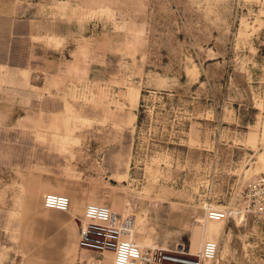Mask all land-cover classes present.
<instances>
[{"label": "rangeland", "instance_id": "374dc122", "mask_svg": "<svg viewBox=\"0 0 264 264\" xmlns=\"http://www.w3.org/2000/svg\"><path fill=\"white\" fill-rule=\"evenodd\" d=\"M0 11L37 30L0 51V264H112L79 246L78 219L45 208L47 192L81 218L95 199L120 204L145 248L197 253L210 238L194 228L213 221L211 264H264V210L242 214L241 197L264 173V0H0ZM210 207L237 212L211 220Z\"/></svg>", "mask_w": 264, "mask_h": 264}, {"label": "built area", "instance_id": "2783aa9c", "mask_svg": "<svg viewBox=\"0 0 264 264\" xmlns=\"http://www.w3.org/2000/svg\"><path fill=\"white\" fill-rule=\"evenodd\" d=\"M241 197L246 203L242 214L264 210V173L250 181ZM42 205L68 211L71 199L63 193L47 192L43 195ZM236 212L229 208L210 207L206 215L208 219L224 220ZM128 224V219L115 213L109 205L89 202L83 217L78 218V244L82 249L99 254L111 252L112 264H211L217 259L219 243L214 239L205 240L197 253L184 244L175 249L145 248L134 239L125 237Z\"/></svg>", "mask_w": 264, "mask_h": 264}, {"label": "crops", "instance_id": "0c3cea01", "mask_svg": "<svg viewBox=\"0 0 264 264\" xmlns=\"http://www.w3.org/2000/svg\"><path fill=\"white\" fill-rule=\"evenodd\" d=\"M36 34V26L31 19L18 18L11 13L0 11V51L7 46L12 48L18 43L29 46ZM81 210L75 211L70 208L65 212H69L75 220L81 218Z\"/></svg>", "mask_w": 264, "mask_h": 264}, {"label": "bare ground", "instance_id": "6f19581e", "mask_svg": "<svg viewBox=\"0 0 264 264\" xmlns=\"http://www.w3.org/2000/svg\"><path fill=\"white\" fill-rule=\"evenodd\" d=\"M100 195H102V196H104V195L108 196L109 194H108V192H105L104 191V192H101ZM95 200H96L95 201L96 203H99V200L98 199H95ZM213 208H215V207H213ZM117 209H118V212H115L114 209H113V211L115 213H117V214L124 215V211H123V209H121L120 204L118 205V208ZM221 231H222V227L220 225L214 223L213 221H207L204 224V221L202 220L201 221V224H198L194 228V231H193V235L192 236H201V234L204 233L205 234V237L216 240L217 236L219 235V233H221ZM134 232H135V228L132 225H129L128 224L126 226V232L124 234L127 237H129L130 239H133ZM199 244H200V242H197L195 245L191 244V246L195 250L198 247Z\"/></svg>", "mask_w": 264, "mask_h": 264}]
</instances>
